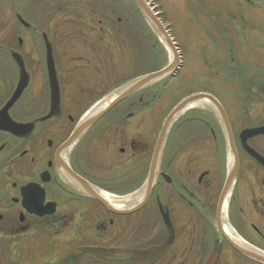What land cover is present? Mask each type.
I'll list each match as a JSON object with an SVG mask.
<instances>
[{"label": "flooded vegetation", "instance_id": "1", "mask_svg": "<svg viewBox=\"0 0 264 264\" xmlns=\"http://www.w3.org/2000/svg\"><path fill=\"white\" fill-rule=\"evenodd\" d=\"M244 2L261 12L264 24V0ZM17 19L21 36L14 38L13 44L8 40L9 32L0 33L4 36L0 38V253L5 255L11 240L30 231L57 226L55 220L61 210L69 208L74 215H81L87 213L89 203L106 210L90 196L102 197L91 190L95 188L118 199L141 196L143 200L148 195L139 211L151 205V214L159 215L164 242L156 246L148 242L145 251L129 249L130 262L161 259L163 264H181V231L188 239L193 234V260L201 261L208 255L201 253V245L196 247L195 239L205 228L213 242L212 253L221 255L223 248L216 246L219 242L231 250L227 264H264L241 254L225 238L264 257V133L242 137L244 132L264 128V65L260 61L251 62L247 57L244 61L250 64H242L234 55L236 48H229V63L212 70L225 96L206 91L212 102L199 101L194 110L186 109L164 130L170 111L153 110L155 93L144 94L147 86L98 115L101 109L96 111V107L109 103L123 86L117 83L111 93L103 91L108 81L101 68L105 61L101 51L105 48L99 46L102 36L87 48L59 47L52 34L43 33L37 24L21 16ZM7 22L5 19L2 24ZM73 33L79 43H87L84 26ZM259 36L262 41L255 49L264 56V29ZM47 41L50 46H46ZM50 68L59 88V106L54 113ZM21 78L27 85L6 111ZM196 94L190 91L179 102ZM213 99L226 115L232 143ZM232 99L239 102L238 108ZM201 102L211 110H201ZM235 119L244 122L240 130L234 125ZM85 122L90 125L83 128ZM186 150L194 155L185 156ZM202 151L213 152L216 169L204 171L195 183ZM191 164L194 170L188 169L186 176V167ZM235 164L236 174L227 185ZM149 182L153 183L151 188ZM54 210L52 215H38ZM139 211L116 216L137 215ZM87 218L88 214L84 221ZM223 223L246 246H238L227 236ZM185 225L191 228L183 230ZM168 251L172 256L166 255ZM76 261L80 263L79 258Z\"/></svg>", "mask_w": 264, "mask_h": 264}, {"label": "rangeland", "instance_id": "2", "mask_svg": "<svg viewBox=\"0 0 264 264\" xmlns=\"http://www.w3.org/2000/svg\"><path fill=\"white\" fill-rule=\"evenodd\" d=\"M144 2L154 14L159 15L161 25L170 29L183 57V68L177 72L178 74L147 85L144 94L155 93L154 111L170 110L185 94L193 90L200 95H206V91H211L225 96L220 90V82L216 77H212V70L221 69V65L229 63V48H236L234 55L242 64H250L244 61L248 57L251 62L258 60L264 65V56L257 54L258 49H255V44L262 41L259 34L264 29L260 19V15L261 17L263 15L244 0H144ZM17 16H21L28 23L37 24L43 33L52 34L59 47L87 48L91 46L93 40L102 36L103 42L96 45L105 48L101 50L105 53V61L101 68L108 81L106 87H103L105 93H111L115 86L122 83L123 86L118 90L124 89L128 86V83L124 82L133 78L161 72L173 61L167 43L152 24L146 21L132 0H8L4 3L0 0V33L6 35V32H9L8 40L11 44L14 38L21 36ZM5 19H8V22L2 24ZM80 26H84L87 43H79L77 38H74L76 33L73 32ZM0 38L4 36L0 35ZM212 65H215L213 69ZM217 82L219 85H216ZM201 100L196 99L194 102L199 103ZM230 102L238 108L237 100L232 99ZM232 103H229V107ZM203 106L206 105L200 106L201 110H211V106L207 105L206 109ZM188 110H194V107L190 105ZM184 111L186 109L179 115ZM234 125L240 130L244 122L235 119ZM203 133L209 136L208 133ZM189 155H194V152L186 150L185 156ZM201 155L202 166L194 173L195 183L201 173L216 169L215 164L212 165L214 160L212 151H202ZM186 168V176L188 169L194 170L192 164ZM210 181L215 184L214 178ZM200 191L202 193L203 190ZM93 204H87V213L81 215H74L73 209L61 210L55 220L57 226H53L51 230L30 231L16 240H11L5 248V255L0 253V264H63L67 260H74L71 264H75L76 258H79V264L165 262L161 259L154 262L129 261V249L145 251L147 249L145 244L148 242L153 241L155 242L153 246H156L166 238L159 215L151 214V205L139 211L137 215L120 217L110 214L101 205ZM87 214L88 218L84 221ZM59 226L61 228L57 229ZM189 228L191 226H183V230ZM187 232L189 233V230ZM184 234L187 233L181 231V238L184 239L180 247L184 251L181 264H215L216 261L217 264H227V258L229 259V254H232L231 250L219 242L216 246L223 248L221 255L217 252L212 253L213 242L205 228L200 234L201 237L197 233L195 240L196 247L201 245V253L208 257L194 262L193 234L189 239ZM171 252L168 251L166 255H171ZM1 254L4 257H1Z\"/></svg>", "mask_w": 264, "mask_h": 264}, {"label": "water", "instance_id": "3", "mask_svg": "<svg viewBox=\"0 0 264 264\" xmlns=\"http://www.w3.org/2000/svg\"><path fill=\"white\" fill-rule=\"evenodd\" d=\"M133 2L135 3V5L138 7V9L142 12V14L144 15V17L146 18V20L148 21V23L152 24V27L157 30L160 34V36L162 37V39L167 43V45L169 47H171L175 57L173 59V61L171 62L170 66L168 68H166L165 70L161 71V72H157V73H153L144 77H141L133 82H131L128 86H126L117 96L116 98H112V100L110 101L109 107L106 109H109L110 107L114 106L115 104H117L118 102H120L121 100H123L124 98L128 97L129 95L135 93L136 91L142 89L143 87L147 86V85H151L157 81L162 80L163 78H165L166 76H169L173 73H175L179 68H180V64H179V56H178V46L175 43L174 40H172L171 38V34H170V30L167 27H163L161 25L160 19L157 15H155L150 8L145 4V2L143 0H133ZM46 38V36H45ZM171 39V40H170ZM47 40V39H46ZM46 46H50V44H48V41L46 42ZM50 71V80H51V87H52V101H53V111L52 113H54V109L57 108V106H59V88H58V83L57 80L55 78V71L53 70V68L49 69ZM26 81L23 80V78H21L19 85L17 87V91L14 94L12 100L10 101V103L5 107L4 110H8L11 108V106L18 100V98L20 97V95L22 94L23 90L26 87ZM56 97V98H55ZM205 97L208 98V96L206 95H198L196 97L190 98L189 100L182 102L181 104H179L174 111L170 114V116L168 117L165 125H164V130H167L169 128V126H171V122L173 121L174 118H176L181 111H183L185 109V107L190 104L191 102L195 101L196 99H204ZM215 105L217 106V108L220 111L221 117L223 119V121L225 122L226 127L229 129V125H228V121L226 118V115L224 113V111L222 110L221 106L219 105V103L217 101H215L213 99ZM53 116V114H51L49 116V118H51ZM83 126V128L88 127L90 125V123L85 122L83 124H81ZM251 132V133H249ZM264 133V128L263 129H259L255 132L253 131H247L244 132L242 137L244 138H250L253 137L256 134L259 133ZM232 135L229 129V140L230 143L233 142L232 139ZM161 148V143H159L158 148H157V152L156 155L159 153ZM253 152V151H251ZM257 157V156H256ZM236 160L237 157L235 156ZM258 159L263 160L261 157H257ZM259 160V161H261ZM264 161V160H263ZM261 161V162H263ZM238 164V163H236ZM235 164V171L233 170V172L230 174V177L227 181V185L229 184V182L232 180V178L234 177V174H236L237 171V165ZM156 163L154 162V167H155ZM153 185L152 182H149L148 187L151 188V186ZM90 193V192H89ZM90 196H92L96 201H98L99 203H101L107 211H109L110 213L116 214V215H127V214H132L137 212L139 209H141L144 204L146 203V200L148 198V195L143 199V201L140 202V204H138V206H135L134 208H131L129 210H121V209H117L115 208L113 205H111L107 200H105L102 197H99L97 195H93L92 193H90ZM54 211H48L47 213H39V216H44V215H52ZM227 239V241L232 245V247L239 251L241 254L243 255H250V257H252L253 259L259 261V262H264V257L263 256H259V255H255L253 253L248 252L247 250L241 249L239 247H237L236 245H234L227 237H225Z\"/></svg>", "mask_w": 264, "mask_h": 264}, {"label": "bare ground", "instance_id": "4", "mask_svg": "<svg viewBox=\"0 0 264 264\" xmlns=\"http://www.w3.org/2000/svg\"><path fill=\"white\" fill-rule=\"evenodd\" d=\"M156 15V14H155ZM171 40V39H170ZM167 49H168V52L170 53L172 59H174L175 55L171 49V47H169L167 45ZM114 97V96H113ZM206 101L208 102H212L211 100H208L207 97H206ZM197 103H192L191 104V107H195ZM106 104L105 103H100L97 107H96V111L97 109H101L102 107H104ZM175 119V118H174ZM173 119V121H174ZM172 121V122H173ZM171 122V123H172ZM92 191L98 193L100 196H102L105 200H107L111 205H113L115 208H127L129 206H132L134 205L136 202H139L141 200V196L140 197H134V198H131V197H127V198H124V199H118L117 197L107 193V192H104V191H100L98 189H93L91 188ZM223 229L225 231V234L227 236H229L231 239L235 240L237 243L238 246L242 247L241 245L243 246H246V244H244L242 241H240L239 239L237 238H234V233L231 231V229H229L228 225L226 223H223ZM241 244V245H240ZM249 247V246H248ZM250 248V247H249Z\"/></svg>", "mask_w": 264, "mask_h": 264}, {"label": "trees", "instance_id": "5", "mask_svg": "<svg viewBox=\"0 0 264 264\" xmlns=\"http://www.w3.org/2000/svg\"><path fill=\"white\" fill-rule=\"evenodd\" d=\"M69 260H67V261H65L63 264H71L72 263V261H74V260H70L69 262H68ZM75 264H77V261L75 260V262H74Z\"/></svg>", "mask_w": 264, "mask_h": 264}]
</instances>
